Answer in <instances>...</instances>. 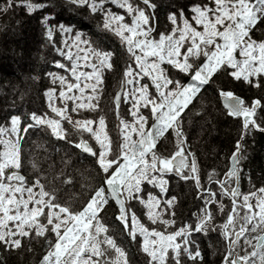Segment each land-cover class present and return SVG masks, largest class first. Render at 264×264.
<instances>
[{
  "label": "snow or ice",
  "instance_id": "obj_1",
  "mask_svg": "<svg viewBox=\"0 0 264 264\" xmlns=\"http://www.w3.org/2000/svg\"><path fill=\"white\" fill-rule=\"evenodd\" d=\"M70 2L98 15L101 19L99 27L119 37L134 60V64L125 67L121 82L122 85H132L131 92L123 90L114 97L117 109L122 96L133 101L129 109L133 119L129 122L116 112L120 136L114 146L106 131L104 115H100L98 121L73 119L69 115L78 109L95 110L99 107L103 70L113 69L111 58L114 53L94 44L91 39H84L79 31L75 33L73 45L65 44L69 48L65 53L55 46L53 31L59 29L63 35L71 33L73 26L62 22L49 23L50 16L43 15L41 22L45 35L70 66L59 60L53 63L70 73L73 79L49 73L53 83L58 81L60 84L58 98L61 106L56 104V89L45 90L54 117L33 111L29 113L31 122L22 121L21 115H11L6 118V123L9 120L10 123L0 126V244L16 249L21 246V238L44 237L48 250L42 256L41 264H130L128 253L117 243L115 235L109 234L108 225L99 215L110 201H114L118 206L117 220L123 224L131 240L140 244L141 251L147 256V264H185L182 258L191 264H197V261L203 264V255L193 234L207 235L217 227L226 241L222 264H264V186L247 192L240 189L243 141L254 129L264 131V117L259 121L256 118L257 108L264 111V106L258 99H253L251 106H247L231 90L217 88L226 114L243 118L240 139L231 154V166L223 174L225 178L214 181L212 173L208 176L209 184L219 185V199L215 191L203 186L194 156L189 163L187 156L192 154L184 152L183 133L177 119L192 97L205 85L215 83L214 76L220 73L243 79L257 88L264 87V40L253 38L257 29L264 31V0H189L168 14L171 30L167 34L161 32L159 39L151 38L155 15L149 10L156 8L152 0ZM111 5L123 9L131 22H126L124 14L113 11ZM18 6H23L31 14L47 5L35 0H6L2 10L6 12ZM237 51L239 58L234 54ZM165 62L187 75L188 81L170 76L169 70L161 67ZM85 68L91 71H85ZM145 76L150 79V84L140 79ZM153 88L155 92L151 91ZM86 89L90 92L86 93ZM67 100L72 101L70 108L65 103ZM149 106L150 117L140 112L141 107ZM149 118L152 120L150 125ZM63 121H67L71 128L65 127ZM36 126H45L54 137L68 143H74L68 139L69 133L81 137L88 133L98 145L94 148L83 138L75 144L96 158L99 171L104 174L101 185L91 191L81 206L56 202L55 189L46 190L38 177L29 182L21 174V133L26 134ZM166 134L176 136L175 150L167 156L156 147L159 140L167 139ZM171 173L184 180H193L197 195L204 204L196 214L194 224L184 222L167 231L169 226L175 225V220L164 219L163 214L168 212L176 198L164 200L165 207L158 211L161 199L151 191L144 199L142 186L152 185L163 195L169 184L166 177ZM224 197L230 198L231 209L224 222L216 225L214 212H224ZM133 200L145 206V215L152 224L159 220L164 229L142 223L127 204ZM213 204L217 207L210 209L209 205ZM168 214L174 216L175 212ZM46 232L49 235H45ZM137 233L143 238L142 242L137 239ZM252 233L257 235L252 236ZM249 247L251 251H248ZM241 249L243 254H240Z\"/></svg>",
  "mask_w": 264,
  "mask_h": 264
},
{
  "label": "trees",
  "instance_id": "obj_2",
  "mask_svg": "<svg viewBox=\"0 0 264 264\" xmlns=\"http://www.w3.org/2000/svg\"><path fill=\"white\" fill-rule=\"evenodd\" d=\"M6 0H0V57H6L7 61L0 58V126H7L6 118L11 115H21L22 121L31 122L29 113L51 114L45 90L56 89L58 83H53L49 73L64 74L65 71L57 68L53 63L59 60L61 63L66 59L61 56L49 42L45 35V27L41 22L43 15L50 16L49 23L74 26V31L83 33L84 39H91L94 44L114 53L111 58L112 70H103V88L95 110L80 109L82 118L98 120L100 115L106 119L107 132L113 140L114 146L120 136L119 121L116 112L121 118L126 119L123 105L118 109L114 103L115 94L122 85L123 72L129 63L134 60L122 45L119 37L99 27L101 19L98 15L91 14L85 7H77L70 0H35L43 2L47 6L44 9L29 14L23 6H18L8 11H3ZM136 2V0H134ZM156 4L154 10L155 29L160 34H167L171 30V22L168 14L177 11L178 6L189 3V0H152ZM141 6H143L141 4ZM187 13V10H186ZM77 27V29L75 28ZM260 33V35L258 34ZM258 40L264 38V31L257 29L253 34ZM31 39H34L33 41ZM55 46L62 48L63 35L59 29L53 31ZM3 62V63H2ZM176 76L188 81L189 77L179 71H174ZM71 77V75L68 73ZM172 75V74H171ZM215 83L205 85L192 99L180 115L179 128L184 137V152L194 156L197 162L201 182L205 188H210L217 193V199L221 197L219 185L209 184L208 176L213 174V180L224 179V173L230 167V157L236 147V141L240 139L242 117H231L221 105L217 88L231 90L234 95H239L247 106H251L253 99L261 101L264 106V87H254L241 79H235L224 73L214 76ZM264 117V111L257 108V120ZM67 128L71 125L67 121L62 122ZM152 123V120L150 124ZM149 124V125H150ZM171 133V131H169ZM22 169L29 182L39 178L45 185L46 190H56V198L59 203H68L73 207L81 206L88 198L91 191L101 185L103 173L99 171L96 158L83 153L75 146L80 139L87 140L94 148H98L90 134L83 133V137L69 133L67 140L54 137L45 126L30 128L28 132L21 133ZM167 139L157 142V149L162 155H170L176 147V136L166 134ZM243 159L240 161L241 179L240 189L242 192L253 191L264 186V131L252 130L243 141ZM190 163V156H187ZM33 164L36 167H33ZM187 171V170H186ZM169 184L163 195L158 190L155 194L161 199L159 210L165 207L163 201L175 197V201L168 212L174 211L170 216L164 212V219H174L175 225L169 226L167 231L179 227L184 222L194 224L196 214L199 213L204 201L197 195L194 181L181 179L175 173L168 175ZM144 186H147L145 184ZM106 187V185H105ZM224 212H214V223L220 225L226 219V214L231 209V200L224 197ZM127 204L136 213L138 219L146 226L151 224L145 215L147 209L144 205H133V201ZM217 205H209L215 209ZM118 208L112 201L99 214L103 223L109 227V234H114L117 243L128 253L130 264H147V256L140 249V244L131 240L124 231L123 224L117 220ZM242 214V213H241ZM130 221V217H129ZM130 226V223H129ZM172 228V229H171ZM161 224L159 230H163ZM49 235V233H45ZM203 255V264H222L223 255L226 251V241L220 234L219 227L216 231L193 234ZM252 236L257 233H252ZM137 239L142 242V237L137 233ZM21 246L10 249L0 244V264H40L42 256L48 250V244L44 237L34 239L21 238ZM254 243V241H253ZM243 244V238L240 245ZM238 245V247L240 246ZM251 251V247L248 248ZM240 254H243L241 249ZM185 264H191L186 258ZM197 264H200L197 261Z\"/></svg>",
  "mask_w": 264,
  "mask_h": 264
},
{
  "label": "rangeland",
  "instance_id": "obj_3",
  "mask_svg": "<svg viewBox=\"0 0 264 264\" xmlns=\"http://www.w3.org/2000/svg\"><path fill=\"white\" fill-rule=\"evenodd\" d=\"M111 7H112V9H113V11H116V12H119L120 14H124L125 15V20H126V22H128V23H130L131 22V18L130 17H128L127 15H126V13H125V11L123 10V9H119V8H117L115 5H111ZM74 26H76V25H74ZM73 26V27H74ZM76 29H77V27H75ZM74 28H72V32L71 33H66V34H63V45H62V50L65 52V53H67L68 51H69V48L68 47H66L65 46V44H67V45H73V39H74V36H75V33L78 31H74L73 30ZM259 35H260V33H258ZM151 38H155V39H159V33L157 32V30L155 29V25H153V30H152V33H151ZM254 39H256V40H258V38L256 37H253ZM87 39V38H86ZM32 41L34 40V39H31ZM259 40H264V38H261V39H259ZM81 47H83V45H81ZM182 51H183V49H181ZM73 52H75V47L73 46ZM236 56H237V58H239V55H238V51L236 52V53H234ZM81 55H83L82 53H81ZM1 58V60L2 61H7L6 59V57H0ZM149 59H152V58H149ZM3 63V62H2ZM63 64H68L69 66H70V62L68 61V60H66V62H64ZM133 64H134V61H133ZM161 67H164V68H167L168 70H169V75L171 76V74L172 75H175V73H173L174 71L176 72V71H178V70H176V69H172V67L170 66V65H168L166 62L165 63H163L162 65H161ZM85 71H91V69L90 68H85L84 69ZM63 71H65L64 69H63ZM70 74V73H69ZM62 75H65L66 76V78H68L69 80H72L73 78L72 77H70L69 75H68V73H66V72H64V74H62ZM71 75V74H70ZM230 76V75H229ZM144 83H148V84H150L151 83V81H150V79L148 78V77H141L140 78ZM255 79V78H254ZM241 80H243V79H241ZM74 82V81H73ZM57 83H58V85L60 86V84H59V82L57 81ZM81 83L83 84V78H82V81H81ZM66 87V86H65ZM59 89H60V87H59ZM59 89H58V91H56V97H57V99H56V104H57V106H61V104H60V101H59V98H58V92H59ZM124 90H127V91H129V92H131V90H132V85H125V87H124ZM75 91V90H74ZM151 91L152 92H155V89L153 88V89H151ZM85 92L87 93V92H90V90L89 89H86L85 90ZM198 94V93H197ZM196 94V95H197ZM68 95H71V93H69ZM77 95H79V93H77ZM194 98V96L192 97V99ZM192 99H191V101H192ZM48 100V99H47ZM190 101V102H191ZM189 102V103H190ZM48 103H49V101H48ZM65 103L68 105V107L70 108L71 107V104H72V101H70V100H67V101H65ZM121 104L123 105V111L125 112V114H126V119L125 120H127V121H129V122H131L132 121V119H133V117L131 116V114H130V111H129V109H131L132 108V104H133V101H131V99L129 98L128 100H125V99H123L122 100V102H121ZM120 104V105H121ZM140 112L142 113V114H144V115H146V116H149L150 117V106L148 107V108H143V107H141V109H140ZM76 114H80V109H78V111L77 112H75V113H73V112H69V115L70 116H72L73 117V119H81V120H83V119H86V118H82V117H80V116H77ZM54 115L55 114H53V113H51L50 115H48V116H52V117H54ZM178 119V126H179V118H177ZM98 121V120H97ZM150 122H151V118H149V121H148V123L150 124ZM93 127H95V124L93 125ZM106 131H107V128H106ZM170 131V130H169ZM133 139H135V134H133ZM94 140V139H93ZM162 140V139H161ZM95 141V140H94ZM160 141V140H159ZM98 146V145H97ZM169 175V174H168ZM166 178H168V176L166 177ZM158 190V192H159V189L158 188H155V190ZM155 190H154V187L152 186V185H148V187L147 186H142V191L144 192V196H143V198L144 199H147V192L148 191H151V193L153 194V195H156L157 196V194H155ZM156 190V191H157ZM129 202H131V201H129ZM254 202V201H253ZM134 203H136L137 205H141V203L138 201V200H133V205L135 206V207H137V205H135ZM159 206H158V211H159ZM143 223V222H142ZM160 226H161V223H160V221L159 220H157V222H156V224H152V222H151V224L148 226V227H156L158 230H159V228H160ZM172 229V228H171ZM167 230H169V229H167ZM143 239V238H142ZM254 241V240H253ZM254 243H255V241H254ZM41 264V263H40Z\"/></svg>",
  "mask_w": 264,
  "mask_h": 264
},
{
  "label": "water",
  "instance_id": "obj_4",
  "mask_svg": "<svg viewBox=\"0 0 264 264\" xmlns=\"http://www.w3.org/2000/svg\"><path fill=\"white\" fill-rule=\"evenodd\" d=\"M123 91V89H119L117 92H122ZM236 96H239V95H236ZM241 99H243L241 96H239ZM122 100H123V96L121 97V101H120V104H121V102H122ZM114 103H115V101H114ZM119 104V105H120ZM221 105H222V107H223V104H222V101H221ZM89 143V142H88ZM90 144V143H89ZM83 153H85V154H88V155H90V156H92L91 154H89V153H87V152H84L82 149H80ZM230 166H231V160H230ZM113 203H114V205H115V202L114 201H112ZM117 208H118V206L117 205H115Z\"/></svg>",
  "mask_w": 264,
  "mask_h": 264
},
{
  "label": "flooded vegetation",
  "instance_id": "obj_5",
  "mask_svg": "<svg viewBox=\"0 0 264 264\" xmlns=\"http://www.w3.org/2000/svg\"><path fill=\"white\" fill-rule=\"evenodd\" d=\"M243 119V118H242Z\"/></svg>",
  "mask_w": 264,
  "mask_h": 264
}]
</instances>
